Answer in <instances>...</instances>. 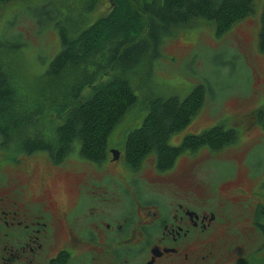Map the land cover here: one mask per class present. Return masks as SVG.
Returning <instances> with one entry per match:
<instances>
[{
    "label": "trees",
    "instance_id": "1",
    "mask_svg": "<svg viewBox=\"0 0 264 264\" xmlns=\"http://www.w3.org/2000/svg\"><path fill=\"white\" fill-rule=\"evenodd\" d=\"M6 1L0 0V5ZM82 1V12L73 11L70 0L54 8L51 22L59 48L40 73L35 74L16 49L21 46L20 35L9 36L14 49L6 50L5 34H0L1 151L45 152L58 158L74 149L85 159H102L110 131L136 102L124 76L100 79L105 72L102 63L109 60L119 65L125 57L148 65L177 28L194 21L209 22L220 35L254 11V0H108L107 12L88 21L97 0ZM68 12L74 15L73 22L68 21ZM256 38L257 50L264 53V0ZM85 89L90 93L82 98ZM204 97V85L196 84L183 97L151 98L142 120L123 136L126 162L137 165L153 154L163 168L184 150L217 151L235 142L237 131L218 122L185 134L177 146L169 144V137L191 122ZM261 114L258 109L256 118ZM248 168L254 176L255 171ZM258 188L264 193V176ZM261 205L251 212L255 224L264 221Z\"/></svg>",
    "mask_w": 264,
    "mask_h": 264
},
{
    "label": "flooded vegetation",
    "instance_id": "2",
    "mask_svg": "<svg viewBox=\"0 0 264 264\" xmlns=\"http://www.w3.org/2000/svg\"><path fill=\"white\" fill-rule=\"evenodd\" d=\"M122 142H108L98 161L74 149L58 158L0 150V264H218L231 198L222 183L201 193L190 173L201 148L160 168L153 154L128 164ZM183 159L191 165L180 169ZM251 202L252 252L264 264V221L251 217L264 199Z\"/></svg>",
    "mask_w": 264,
    "mask_h": 264
},
{
    "label": "rangeland",
    "instance_id": "3",
    "mask_svg": "<svg viewBox=\"0 0 264 264\" xmlns=\"http://www.w3.org/2000/svg\"><path fill=\"white\" fill-rule=\"evenodd\" d=\"M61 2L7 0L0 5V34H5L2 38L5 49H14L11 37L20 35L21 46L16 49L21 50L26 64L29 68L33 67L35 74L46 69L58 51V39L51 18L55 14L54 8ZM81 2L70 0L69 6L74 9L69 8V11H84ZM262 2L254 0V11L220 35L215 34L209 22L194 21L177 28L160 45L159 56L149 58L148 65L144 61L133 62L122 57L119 65H111L108 60L101 66V70L105 71L101 80H108L114 75L124 76L136 98L134 106L110 131L107 142L123 137L126 131L136 127L146 113L147 102L151 98L158 95L183 97L196 84L204 85L205 97L184 128L183 135L200 132L218 122L237 131L235 142L222 149H199L190 170L199 183L201 193L214 195L216 187L222 183L231 198L227 215L234 224L231 225L232 230L224 235L225 245L218 264H238L248 256L250 258L242 264H259L256 255H252L260 241L259 235L247 220L251 198L264 199V193L258 188L264 176V53L256 46ZM108 6V0H97L88 13V21L104 15ZM65 14L68 21L73 22L74 15L70 12ZM89 93L90 90L85 89L82 98ZM258 109L263 114L259 119L255 116ZM181 133L174 135L181 136ZM145 165L143 163L142 167ZM189 165L191 163L183 159L180 169ZM248 165L255 171L254 176L248 171ZM219 193L225 196L221 190Z\"/></svg>",
    "mask_w": 264,
    "mask_h": 264
}]
</instances>
